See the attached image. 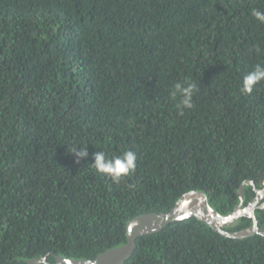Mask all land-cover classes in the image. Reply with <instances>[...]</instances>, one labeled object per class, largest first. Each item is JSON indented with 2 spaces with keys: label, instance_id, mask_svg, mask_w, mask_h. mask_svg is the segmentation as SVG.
Returning a JSON list of instances; mask_svg holds the SVG:
<instances>
[{
  "label": "trees",
  "instance_id": "16d2710c",
  "mask_svg": "<svg viewBox=\"0 0 264 264\" xmlns=\"http://www.w3.org/2000/svg\"><path fill=\"white\" fill-rule=\"evenodd\" d=\"M253 10L264 0H0V264L92 259L189 190L228 215L243 181L264 187V80L243 91L264 65ZM177 82L197 85L192 108ZM127 150L119 182L93 165ZM124 264H264V236L190 217L138 237Z\"/></svg>",
  "mask_w": 264,
  "mask_h": 264
},
{
  "label": "water",
  "instance_id": "95a60500",
  "mask_svg": "<svg viewBox=\"0 0 264 264\" xmlns=\"http://www.w3.org/2000/svg\"><path fill=\"white\" fill-rule=\"evenodd\" d=\"M254 187L255 197L244 206L245 188ZM240 201L234 211L228 215L220 214L209 203L208 196L203 190L193 189L182 194L175 205L164 212H148L132 218L126 225L127 240L125 243L110 248L92 259H74L61 255H55L56 264H124L134 253L137 239L146 234H152L162 230L167 224L182 221L190 217H196L209 225L214 231L229 238H246L254 234L264 236V228L259 225L255 211L258 207L264 208V187L257 188L255 181L245 180L238 190ZM246 216L253 219V224L238 230H228L226 227L239 217ZM47 257L29 259L28 264L46 263Z\"/></svg>",
  "mask_w": 264,
  "mask_h": 264
},
{
  "label": "clouds",
  "instance_id": "9594fccd",
  "mask_svg": "<svg viewBox=\"0 0 264 264\" xmlns=\"http://www.w3.org/2000/svg\"><path fill=\"white\" fill-rule=\"evenodd\" d=\"M252 15L261 23H264V12L260 10H253ZM259 51V50H258ZM264 80V65L256 64L254 68L249 71L243 78V91L251 93L256 84ZM175 91L172 92V97L177 95L182 99L180 104L185 108H192V97L195 91H197V85L194 82H187L181 84L177 82L174 85ZM78 157L87 156V149L77 150ZM94 167L100 173L107 174L112 177L113 180L119 182L122 177L128 176L135 172L137 166V154L132 150L125 151L122 155L108 158L103 151H97L94 155Z\"/></svg>",
  "mask_w": 264,
  "mask_h": 264
},
{
  "label": "flooded vegetation",
  "instance_id": "af4514ba",
  "mask_svg": "<svg viewBox=\"0 0 264 264\" xmlns=\"http://www.w3.org/2000/svg\"><path fill=\"white\" fill-rule=\"evenodd\" d=\"M56 260V257H55ZM46 264H56V261L54 263H49L48 261H46Z\"/></svg>",
  "mask_w": 264,
  "mask_h": 264
}]
</instances>
